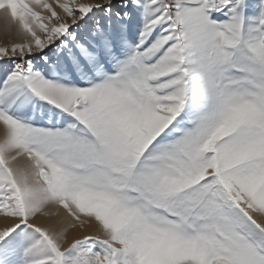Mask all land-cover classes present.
I'll return each instance as SVG.
<instances>
[{
	"label": "snow or ice",
	"instance_id": "1",
	"mask_svg": "<svg viewBox=\"0 0 264 264\" xmlns=\"http://www.w3.org/2000/svg\"><path fill=\"white\" fill-rule=\"evenodd\" d=\"M0 18V264H264V0Z\"/></svg>",
	"mask_w": 264,
	"mask_h": 264
},
{
	"label": "rangeland",
	"instance_id": "2",
	"mask_svg": "<svg viewBox=\"0 0 264 264\" xmlns=\"http://www.w3.org/2000/svg\"><path fill=\"white\" fill-rule=\"evenodd\" d=\"M49 2H52V0H49ZM90 2H100V0H90ZM59 11V9H57ZM5 43H7V37L4 34V21L2 18H0V46H3ZM4 221L2 217H0V227H3ZM71 235L73 233H70L69 236L71 238Z\"/></svg>",
	"mask_w": 264,
	"mask_h": 264
},
{
	"label": "bare ground",
	"instance_id": "3",
	"mask_svg": "<svg viewBox=\"0 0 264 264\" xmlns=\"http://www.w3.org/2000/svg\"><path fill=\"white\" fill-rule=\"evenodd\" d=\"M3 219V218H2Z\"/></svg>",
	"mask_w": 264,
	"mask_h": 264
}]
</instances>
